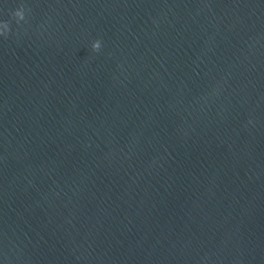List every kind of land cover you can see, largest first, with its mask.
Returning a JSON list of instances; mask_svg holds the SVG:
<instances>
[{
	"label": "water",
	"instance_id": "95a60500",
	"mask_svg": "<svg viewBox=\"0 0 264 264\" xmlns=\"http://www.w3.org/2000/svg\"><path fill=\"white\" fill-rule=\"evenodd\" d=\"M2 22L0 264H264V0Z\"/></svg>",
	"mask_w": 264,
	"mask_h": 264
},
{
	"label": "clouds",
	"instance_id": "9594fccd",
	"mask_svg": "<svg viewBox=\"0 0 264 264\" xmlns=\"http://www.w3.org/2000/svg\"><path fill=\"white\" fill-rule=\"evenodd\" d=\"M13 17L16 18L17 23L24 20L25 18V10L24 6L21 5L18 10H15L12 13ZM9 31V23L8 22H2L0 23V35L7 36V33ZM92 48L94 51H99L101 48V41L97 40L93 43Z\"/></svg>",
	"mask_w": 264,
	"mask_h": 264
}]
</instances>
